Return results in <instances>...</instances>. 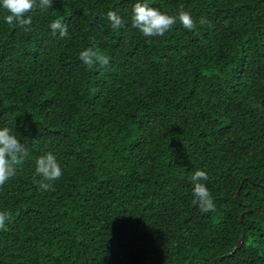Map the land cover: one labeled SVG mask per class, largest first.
Here are the masks:
<instances>
[{
  "label": "trees",
  "instance_id": "1",
  "mask_svg": "<svg viewBox=\"0 0 264 264\" xmlns=\"http://www.w3.org/2000/svg\"><path fill=\"white\" fill-rule=\"evenodd\" d=\"M138 2L195 28L144 37ZM7 14L0 128L28 155L0 186V264H264V0H53L29 31ZM93 45L108 65L79 60ZM49 152L63 175L40 190ZM196 170L214 211L193 203Z\"/></svg>",
  "mask_w": 264,
  "mask_h": 264
},
{
  "label": "clouds",
  "instance_id": "2",
  "mask_svg": "<svg viewBox=\"0 0 264 264\" xmlns=\"http://www.w3.org/2000/svg\"><path fill=\"white\" fill-rule=\"evenodd\" d=\"M0 8L8 13L4 16L5 23L29 31L28 26L32 24V18L30 16L26 18V14L35 8H39L41 11L53 8V0H0ZM106 18L113 30L125 27L124 19L116 11H108ZM130 20L131 27L148 38L164 36L177 21L189 31L195 28L191 15L182 9L173 16L150 7L147 3L139 2L132 7ZM205 22L203 19L200 21L201 24ZM49 27L52 34L55 36L58 33L61 39L68 35V26L61 23L60 20L52 21ZM79 60L88 67L96 64L106 66L110 62L109 57L100 53L95 45L81 51ZM27 155L26 146L11 133V130L7 127L0 128V186L16 175V166L21 165ZM62 175V169L51 152L36 159L35 176L41 177V180L37 181L40 190H52V183L59 180ZM189 179L193 184V203L198 205L203 212L214 211L215 204L211 194L207 187L200 182L208 179L207 173L203 170H196ZM11 220L12 217L7 212L0 211V230L4 229L6 223H10Z\"/></svg>",
  "mask_w": 264,
  "mask_h": 264
},
{
  "label": "water",
  "instance_id": "3",
  "mask_svg": "<svg viewBox=\"0 0 264 264\" xmlns=\"http://www.w3.org/2000/svg\"><path fill=\"white\" fill-rule=\"evenodd\" d=\"M236 195H238V191H237ZM241 218H242V215H241ZM242 241H243V237H241V238L238 240V242L235 244L233 251L236 250L237 248L241 247V245H242Z\"/></svg>",
  "mask_w": 264,
  "mask_h": 264
}]
</instances>
